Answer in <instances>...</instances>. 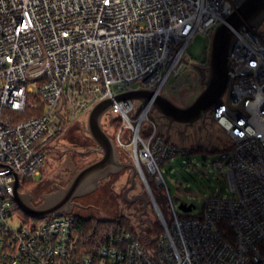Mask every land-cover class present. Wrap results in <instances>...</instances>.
Here are the masks:
<instances>
[{"label": "built area", "instance_id": "obj_1", "mask_svg": "<svg viewBox=\"0 0 264 264\" xmlns=\"http://www.w3.org/2000/svg\"><path fill=\"white\" fill-rule=\"evenodd\" d=\"M235 0H0V264H264V36L245 26L230 54L233 88L208 112L228 133L231 150L214 162L219 189L198 215L166 217L153 196L162 233L146 240L120 230L96 254L81 250L76 214L13 227L14 183L41 176L53 140L79 112L111 98L103 119L139 176L166 187L162 167L191 148L168 139L153 101L117 100L128 90L162 93L179 76L196 34L212 36ZM117 86V90L113 86ZM44 113L10 123L7 110ZM243 103L242 108H238ZM119 150V151H120Z\"/></svg>", "mask_w": 264, "mask_h": 264}, {"label": "rangeland", "instance_id": "obj_2", "mask_svg": "<svg viewBox=\"0 0 264 264\" xmlns=\"http://www.w3.org/2000/svg\"><path fill=\"white\" fill-rule=\"evenodd\" d=\"M210 47L211 36L196 34L185 51L182 73L177 77L171 76L162 93L178 105L190 104L204 89L200 73L194 64L208 62ZM113 89L117 90V86L114 85ZM88 115L87 111L79 112L70 121L67 129L53 140L47 153L42 177H34L37 183L22 185L23 191L33 195L35 204L42 203L45 195L65 187L80 169L101 158L97 143L87 131ZM151 116L159 122L160 114L155 108L152 109ZM102 124L105 131L114 139L118 123L115 121L114 127H110L108 121L102 119ZM161 130L167 134L169 140L199 152L178 155L165 162L162 171L167 185L164 188H160L151 179L149 188L141 176L137 175L136 185L128 192V197L134 198L143 194L150 200L146 211L143 199L130 202L125 197V190L131 185L132 175L131 169H125L105 178L94 192L77 198L76 201L81 206L75 207L73 213L95 222L124 221L128 227L149 240L163 231L153 196L160 203L166 217L171 216L172 207L168 200L167 188L173 207L181 215L185 214L180 208L182 203L193 204L195 207L190 214L198 215L203 211L206 199L219 189L222 190V195L231 196L227 190L226 180L214 165V162L222 159V154L219 152L231 150L228 133L211 118L205 116L187 129L181 123H174L169 129L168 120H165ZM119 155L122 162L134 164L129 154L120 150ZM11 216V223L16 229L41 224L52 218V216L43 219L31 217L25 214L17 203Z\"/></svg>", "mask_w": 264, "mask_h": 264}, {"label": "water", "instance_id": "obj_3", "mask_svg": "<svg viewBox=\"0 0 264 264\" xmlns=\"http://www.w3.org/2000/svg\"><path fill=\"white\" fill-rule=\"evenodd\" d=\"M235 4L236 10L225 17L211 36L209 66L204 69L198 65L204 89L190 104L178 105L165 94L148 88L128 90L115 98L117 100H152L155 109L168 120L169 129L174 123L184 124L187 129L195 125L203 116L208 117V112L221 102L225 93L229 101L234 82L229 74L230 54L238 32L244 30L245 26H250L264 36V0H235ZM112 104L113 99H103L90 109L88 115L87 131L97 143L101 158L80 169L65 187L45 195L42 203L35 204L30 192L21 191V181L18 177L14 183V200L25 214L38 219L53 215L61 216L64 213L72 214L75 207L81 206L76 201L77 198L94 192L105 178L125 169L132 170L131 185L125 190V197L130 202L139 198L143 199L146 211L150 200L143 194L136 195L134 198L128 197V192L136 185L138 170L135 164L120 160L116 142L105 131L102 124V119ZM242 107L243 103L238 106V108ZM194 207L193 204L180 205L183 211H191Z\"/></svg>", "mask_w": 264, "mask_h": 264}, {"label": "trees", "instance_id": "obj_4", "mask_svg": "<svg viewBox=\"0 0 264 264\" xmlns=\"http://www.w3.org/2000/svg\"><path fill=\"white\" fill-rule=\"evenodd\" d=\"M33 100L35 102V107H31L30 105H27L25 110L23 111L7 110L6 113L11 118L10 123L14 124L23 120H27L32 117L42 115L46 109V105L44 101H42V99L38 94H35L33 96ZM115 121L118 123L117 124L118 129H120L121 120L116 119ZM229 151L230 150H226L219 153L222 154V156H225ZM193 152H199V151L191 150V153ZM40 177H42V175ZM23 182L24 183H22V185L23 184L33 185L37 183V181H35L34 178L25 179ZM21 191H23L22 188ZM75 228H76L75 233L79 238L81 250L87 254H96L101 246L107 244L110 241V239L122 229H128L133 232H137L133 228L128 227V224H126L124 221L119 220V221H113L111 223H107V221L95 222L81 218L78 215H76Z\"/></svg>", "mask_w": 264, "mask_h": 264}, {"label": "flooded vegetation", "instance_id": "obj_5", "mask_svg": "<svg viewBox=\"0 0 264 264\" xmlns=\"http://www.w3.org/2000/svg\"><path fill=\"white\" fill-rule=\"evenodd\" d=\"M198 65H200L204 69H207L208 66H209V60H208V62L206 64H199V63L198 64H194V67L198 70V72L200 73V77H201V70H200Z\"/></svg>", "mask_w": 264, "mask_h": 264}]
</instances>
